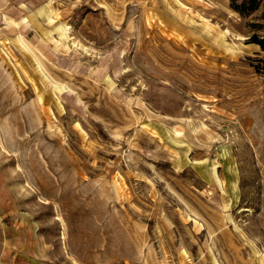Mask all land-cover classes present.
<instances>
[{
	"label": "rangeland",
	"instance_id": "1",
	"mask_svg": "<svg viewBox=\"0 0 264 264\" xmlns=\"http://www.w3.org/2000/svg\"><path fill=\"white\" fill-rule=\"evenodd\" d=\"M244 1L0 0V264H264Z\"/></svg>",
	"mask_w": 264,
	"mask_h": 264
},
{
	"label": "trees",
	"instance_id": "2",
	"mask_svg": "<svg viewBox=\"0 0 264 264\" xmlns=\"http://www.w3.org/2000/svg\"><path fill=\"white\" fill-rule=\"evenodd\" d=\"M259 5V0H245L241 4H236L235 2L232 4L233 8L243 16L253 13L259 7ZM255 41V43H257L264 51V39H256Z\"/></svg>",
	"mask_w": 264,
	"mask_h": 264
},
{
	"label": "crops",
	"instance_id": "3",
	"mask_svg": "<svg viewBox=\"0 0 264 264\" xmlns=\"http://www.w3.org/2000/svg\"><path fill=\"white\" fill-rule=\"evenodd\" d=\"M25 263V262H24ZM15 264V263H14Z\"/></svg>",
	"mask_w": 264,
	"mask_h": 264
}]
</instances>
